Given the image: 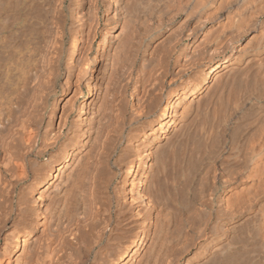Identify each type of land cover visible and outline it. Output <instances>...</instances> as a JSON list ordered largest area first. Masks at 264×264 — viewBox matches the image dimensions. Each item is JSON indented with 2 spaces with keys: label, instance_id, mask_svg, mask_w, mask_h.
<instances>
[{
  "label": "bare ground",
  "instance_id": "6f19581e",
  "mask_svg": "<svg viewBox=\"0 0 264 264\" xmlns=\"http://www.w3.org/2000/svg\"><path fill=\"white\" fill-rule=\"evenodd\" d=\"M257 61L264 0H0V264H264Z\"/></svg>",
  "mask_w": 264,
  "mask_h": 264
},
{
  "label": "rangeland",
  "instance_id": "374dc122",
  "mask_svg": "<svg viewBox=\"0 0 264 264\" xmlns=\"http://www.w3.org/2000/svg\"><path fill=\"white\" fill-rule=\"evenodd\" d=\"M257 62H258V61H257ZM258 65H259L260 67H259ZM258 65L256 64V62H254V65H253L252 67L255 66L254 68H255L256 71L254 70V71H255V72H254V71H253V68L251 67L250 69L248 68V72L245 73V74L247 75V77H249V76H250V77H251V76H252V77H253V76L256 77V78H254V81H255V82H253V79L251 80L252 77H251V78L249 77L250 79H249V78H248V79L251 80L253 83H252L251 81L248 82V80H246L247 83H245L246 81L244 82V81H242V80H245V79H247V78L244 77V78H245V79H244L243 76H246V75L243 74V76L240 78L241 80H239L240 82L238 81V83L240 84L239 87H238V85L236 86V87L239 88V90L235 87V84H233L234 87H233V86H232V87L235 88V89H237L238 91L232 89V87H231V88L228 87V89H226V93H225V94L227 95V93H228L227 91H228L229 89H230V92H229L228 94L230 95V97H232L231 94L233 95V93H234L236 96H237L238 94H239V95H242L243 93L246 94V93H248V92H249V93L254 92L253 90H254V89H257V88L259 89L260 92H264V90H263V89H264V88H263V86H264V81H263V79H264V76H263V75H264V66H262V64L260 63V61L258 62ZM248 67H249V66H248ZM262 67H263V70H262ZM260 68H261V70H259ZM258 70L260 71L259 73H258ZM250 74H251V75H250ZM242 78H243V79H242ZM255 79H258L259 81H258V80H255ZM241 81L244 82V83L242 84ZM257 81H258V82H257ZM249 83H250V84H249ZM254 83H255V85H257V84H259V85H257L255 88H252ZM260 83H262V85H260ZM236 84H237V83H236ZM244 84H245V85H244ZM246 84L250 87V91L247 90V85H246ZM242 85H244V86H242ZM255 85H254V86H255ZM245 86H246V87H245ZM240 89H242L243 91H240ZM248 89H249V88H248ZM246 91H247V92H246ZM256 91H258V90H256ZM256 91H255V92H256ZM240 92H241V93H240ZM242 92H243V93H242ZM229 95H228V96H229ZM235 95H233V97H234ZM236 96H235V97H236Z\"/></svg>",
  "mask_w": 264,
  "mask_h": 264
}]
</instances>
